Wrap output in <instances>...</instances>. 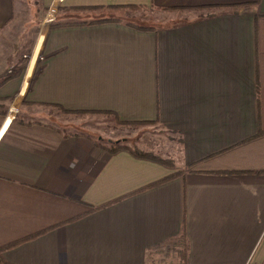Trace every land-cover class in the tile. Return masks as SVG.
Listing matches in <instances>:
<instances>
[{
  "label": "crops",
  "instance_id": "obj_1",
  "mask_svg": "<svg viewBox=\"0 0 264 264\" xmlns=\"http://www.w3.org/2000/svg\"><path fill=\"white\" fill-rule=\"evenodd\" d=\"M31 1L28 22L41 2L60 24L105 6L223 7L153 30L125 20L48 27L29 72L0 70V83L13 74L0 84V247L33 236L1 257L153 264L184 223L187 264H264V0ZM17 5L0 0V33ZM62 108L154 121L177 137L179 157L168 166L111 152L112 142L71 130L82 116Z\"/></svg>",
  "mask_w": 264,
  "mask_h": 264
},
{
  "label": "rangeland",
  "instance_id": "obj_2",
  "mask_svg": "<svg viewBox=\"0 0 264 264\" xmlns=\"http://www.w3.org/2000/svg\"><path fill=\"white\" fill-rule=\"evenodd\" d=\"M29 1L32 2L31 0H18V4L22 3V5H17L16 10L18 13L15 22L0 33V70L5 71L4 74L14 72L23 66H27L29 72L37 53L38 39L50 27L56 16V10L44 11L41 2H38V4H35L38 7V11L35 12V19H33V22H28L33 14L29 9ZM35 1L37 2V0ZM43 11L45 15L40 27ZM38 19L39 23L37 24ZM26 22L29 24L28 29L24 28ZM35 28H38L37 31H32ZM13 64H16V67H13ZM58 115H60L59 112ZM89 115L91 114H85L81 118H77L76 120H80V126L71 128V130L90 133L97 141L101 140L103 143L116 142L142 151L158 153L161 157L168 158L170 163L173 164L179 157L180 145L177 137L161 127L146 125L130 128L116 125L114 120L107 117H91ZM167 246L169 249L168 254L161 255L156 263L154 260L153 264H178L174 254L175 241L169 242Z\"/></svg>",
  "mask_w": 264,
  "mask_h": 264
},
{
  "label": "trees",
  "instance_id": "obj_3",
  "mask_svg": "<svg viewBox=\"0 0 264 264\" xmlns=\"http://www.w3.org/2000/svg\"><path fill=\"white\" fill-rule=\"evenodd\" d=\"M249 2H242L238 4L232 5L236 8H244L246 7ZM108 9L104 12H101L98 15H95L93 18H81L78 14V12H75L73 14L78 15L77 18H73L74 20H70L66 23H59L57 15L54 17L52 23L50 24V28L61 26V25H83V24H96L101 22H109V21H121L125 20V23L127 25L132 26L133 28H136L138 30H153L160 24L164 23H177L182 22L188 19V13H194L196 15L195 19L197 18H203L206 16H211L215 13L216 10H220L223 6L221 5H196V6H170L165 7L162 9L155 8L152 5L146 6V5H120V6H105ZM98 7H80L75 8L77 10H92L97 9ZM105 10V9H104ZM190 19V18H189ZM37 31V28L34 29V32ZM13 74L7 76L5 80L12 77ZM3 81V82H4ZM1 82V83H3ZM0 83V84H1ZM62 111H64L67 114L76 115V116H82L85 114H98V113H106L108 111H101V110H65L62 108ZM116 123V125L119 126H126V127H141L146 125H152L154 124V121H121L118 117L113 119ZM262 133L259 132L257 136L261 135ZM98 145H101L103 147H107L105 145H102L100 141H96ZM111 152H116L119 149H128L131 153L134 155H137L139 157L149 158L156 161H159L165 165L170 166V161L168 158L161 157L158 153L148 152V151H142L137 148H131L127 145H121L119 143L114 142L112 146L107 147ZM181 174V171H176L174 173L169 174L165 178L156 181L152 184H149L141 189L148 188L150 186L159 184L161 182H164L166 180H170L174 178L175 176H178ZM31 237H25L23 239H20L18 241H15L11 244L5 245L0 247V253L4 251L7 248H10L16 244H19L20 242L30 240ZM175 255L178 258L179 262L181 264H187V240L185 237V227L184 223L181 226V232L179 236L176 238L175 241ZM0 264H10L7 261H5L0 254Z\"/></svg>",
  "mask_w": 264,
  "mask_h": 264
},
{
  "label": "built area",
  "instance_id": "obj_4",
  "mask_svg": "<svg viewBox=\"0 0 264 264\" xmlns=\"http://www.w3.org/2000/svg\"><path fill=\"white\" fill-rule=\"evenodd\" d=\"M16 111H17V106H15V105L13 104V105H11V106L8 108V113H7V115H8V116L13 115Z\"/></svg>",
  "mask_w": 264,
  "mask_h": 264
}]
</instances>
